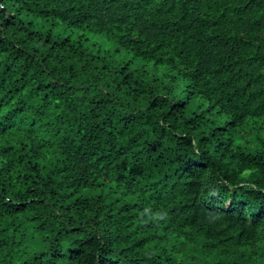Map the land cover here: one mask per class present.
<instances>
[{"label": "trees", "instance_id": "trees-1", "mask_svg": "<svg viewBox=\"0 0 264 264\" xmlns=\"http://www.w3.org/2000/svg\"><path fill=\"white\" fill-rule=\"evenodd\" d=\"M0 264H264V0H0Z\"/></svg>", "mask_w": 264, "mask_h": 264}]
</instances>
